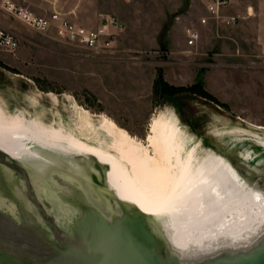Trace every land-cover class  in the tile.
<instances>
[{
    "label": "rangeland",
    "instance_id": "374dc122",
    "mask_svg": "<svg viewBox=\"0 0 264 264\" xmlns=\"http://www.w3.org/2000/svg\"><path fill=\"white\" fill-rule=\"evenodd\" d=\"M51 1L60 11L80 9L88 19L81 25L98 26L101 16L90 11L103 6L99 0H39L37 8L44 12ZM104 1L103 15L119 19L123 30L115 53L95 56L104 62L90 66V82L82 78L81 66L73 81L57 85L40 73L20 76L0 61L1 100L30 111L26 97L36 99L40 106L31 110L38 116L49 122L61 118L92 143L94 134L82 130L80 108L93 125L104 114L146 142L152 116L176 107L187 130L201 139L202 151L213 144L223 151L247 149L242 135L252 134L240 127H264V0H227L217 19L207 13L209 0ZM231 16L234 24L226 21ZM188 30L199 34L194 46L187 45Z\"/></svg>",
    "mask_w": 264,
    "mask_h": 264
},
{
    "label": "water",
    "instance_id": "95a60500",
    "mask_svg": "<svg viewBox=\"0 0 264 264\" xmlns=\"http://www.w3.org/2000/svg\"><path fill=\"white\" fill-rule=\"evenodd\" d=\"M242 136L247 149H207L264 198V145ZM20 144L34 156L0 149V264H264V202L255 210L256 197L232 192L224 206L212 200L208 218L232 220L246 203L250 219L184 242L165 219L121 199L98 159L32 139ZM182 212L192 228L206 220Z\"/></svg>",
    "mask_w": 264,
    "mask_h": 264
},
{
    "label": "bare ground",
    "instance_id": "6f19581e",
    "mask_svg": "<svg viewBox=\"0 0 264 264\" xmlns=\"http://www.w3.org/2000/svg\"><path fill=\"white\" fill-rule=\"evenodd\" d=\"M26 98L31 104L30 111L18 107L9 108V101L5 102L0 97L2 151L14 157L34 156V151L30 149L28 152L20 144L22 139H32L36 145L42 143L50 149H73L98 159L109 167L107 181L117 190L120 198L135 204L149 215L165 219L174 229L175 239L188 242L191 238L205 234L212 237L248 221L252 211L246 203H242V210H237L232 220L206 216L211 211L206 209H211L212 200L224 206L232 192L252 200L256 197L255 210L261 209L264 198L253 189L245 187L239 175L223 159L209 150H201V139L197 142L195 136L187 130L176 107L165 108L152 116L146 142L132 138L104 114L97 116L98 126L93 125L89 112L80 108L84 113L82 130L94 134L95 140L92 143L80 137L74 127L61 118L49 122L38 116V111L31 108L35 107L36 110L40 106L39 102L28 96ZM73 105L77 109V105ZM240 128L245 133L249 131L264 145V127L254 125ZM184 209L206 220L197 222L196 227L192 228L188 219L182 215ZM167 210L172 212L171 217L163 213ZM235 218L237 220L232 222Z\"/></svg>",
    "mask_w": 264,
    "mask_h": 264
},
{
    "label": "crops",
    "instance_id": "0c3cea01",
    "mask_svg": "<svg viewBox=\"0 0 264 264\" xmlns=\"http://www.w3.org/2000/svg\"><path fill=\"white\" fill-rule=\"evenodd\" d=\"M14 1L18 5L29 8L37 15L48 14L59 8L55 2L51 1L47 4V10L42 12L36 5L39 0H23V3H20L19 0ZM25 1L28 2L27 5H25ZM99 1L103 6L100 4L97 8L92 9L90 16L97 15L99 18V16L103 15L106 10L105 1ZM118 2L123 4L121 1ZM62 12L68 14L77 23L83 22L86 24L88 22L87 18V21L84 19L86 14L82 13L80 9L77 11L76 8H71ZM98 20L100 23V18ZM0 26L15 33L20 40V46L14 53L0 50V61L15 69L20 76L29 78L32 77L30 73H40V75L50 79L53 83L63 85L65 82L75 79L76 66H81L82 69H79V72L82 78L90 82V66L104 62V60L89 55L87 51L57 41L53 33L46 35L35 33L3 12H0Z\"/></svg>",
    "mask_w": 264,
    "mask_h": 264
},
{
    "label": "built area",
    "instance_id": "2783aa9c",
    "mask_svg": "<svg viewBox=\"0 0 264 264\" xmlns=\"http://www.w3.org/2000/svg\"><path fill=\"white\" fill-rule=\"evenodd\" d=\"M227 5V0H209L206 10L211 17L217 19L220 16V9ZM0 12L10 15L35 33L42 35L53 33L57 41L87 51L94 57L115 53L123 30L122 22L111 15H102L99 25L91 28L77 23L60 10L37 15L29 8L18 5L14 0H0ZM236 20L234 16L226 19L228 24H234ZM201 23L205 24L206 18L201 19ZM187 34V45L194 46L199 39V34L193 30H188ZM19 46L18 36L0 26V50L14 53Z\"/></svg>",
    "mask_w": 264,
    "mask_h": 264
}]
</instances>
